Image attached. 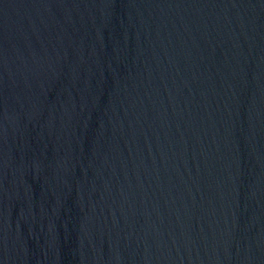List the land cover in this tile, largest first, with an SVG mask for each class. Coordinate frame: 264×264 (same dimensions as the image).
<instances>
[{"label": "water", "instance_id": "obj_1", "mask_svg": "<svg viewBox=\"0 0 264 264\" xmlns=\"http://www.w3.org/2000/svg\"><path fill=\"white\" fill-rule=\"evenodd\" d=\"M0 264H264V0H0Z\"/></svg>", "mask_w": 264, "mask_h": 264}]
</instances>
